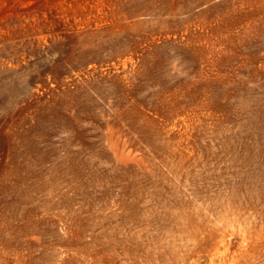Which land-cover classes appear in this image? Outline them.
<instances>
[{"label":"rangeland","instance_id":"rangeland-1","mask_svg":"<svg viewBox=\"0 0 264 264\" xmlns=\"http://www.w3.org/2000/svg\"><path fill=\"white\" fill-rule=\"evenodd\" d=\"M0 264H264V0H0Z\"/></svg>","mask_w":264,"mask_h":264}]
</instances>
